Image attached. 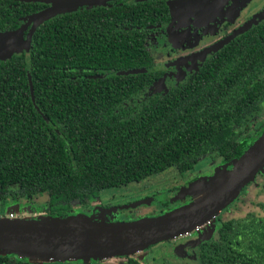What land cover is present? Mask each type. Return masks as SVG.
Wrapping results in <instances>:
<instances>
[{
	"label": "trees",
	"instance_id": "16d2710c",
	"mask_svg": "<svg viewBox=\"0 0 264 264\" xmlns=\"http://www.w3.org/2000/svg\"><path fill=\"white\" fill-rule=\"evenodd\" d=\"M112 1L50 17L28 51L0 60V200L45 195L30 218L73 215L75 203L86 208L104 189L171 168L183 174L206 156L229 163L264 130L242 137L264 107V20L193 81L146 96L153 64L145 29L163 4ZM45 5L0 0V32ZM253 204L263 214L224 223L219 239L201 246L203 264H264V203Z\"/></svg>",
	"mask_w": 264,
	"mask_h": 264
},
{
	"label": "water",
	"instance_id": "95a60500",
	"mask_svg": "<svg viewBox=\"0 0 264 264\" xmlns=\"http://www.w3.org/2000/svg\"><path fill=\"white\" fill-rule=\"evenodd\" d=\"M24 1H41L49 6L28 15L18 28L0 32V50L6 53L0 60H5L15 53L28 51L32 34L50 17L75 11L78 7L105 5L112 0ZM262 18L264 9L233 35ZM138 71L144 70H129L124 73ZM29 84L32 85L31 81ZM217 169L219 172L207 180L201 178L189 183L187 192L196 198L195 200L154 216L128 221L95 219L81 213L65 217L0 218V252L31 255L39 261L107 259L117 255L134 254L157 242L184 233L219 214L237 198L257 173H264V130L240 157L217 167L215 171ZM203 194L205 195L199 199ZM154 200L149 198L134 205L128 204L126 208H134Z\"/></svg>",
	"mask_w": 264,
	"mask_h": 264
},
{
	"label": "flooded vegetation",
	"instance_id": "af4514ba",
	"mask_svg": "<svg viewBox=\"0 0 264 264\" xmlns=\"http://www.w3.org/2000/svg\"><path fill=\"white\" fill-rule=\"evenodd\" d=\"M124 1L142 2V1H147V0H124ZM149 1H159L161 4H163V6L158 10H154L155 15L153 17L157 18L158 21L154 22L153 24L147 25L145 29L144 45L147 51L149 52L150 56L152 57L151 64H153V67L151 69L153 71L152 81L147 85L146 90L143 94V95L146 94V96L147 95L148 96H153V95L163 96V95L169 94L174 89L180 88L184 84L190 81H193L195 77L197 76V74L201 71L203 65L206 64V62L209 61L210 58H212L215 53L221 50L226 44L231 42L236 36L248 31L253 25H256L257 23H260L261 21L264 20V18H262L256 24L254 23L251 27L243 30L242 32H239L233 35V33L236 30L243 27L244 24L251 17V15H253V14L246 15L244 10L247 8L248 5H246L244 8H241L240 5H238L239 0H149ZM113 2L114 1H109L105 5H98V6H111ZM180 2L182 3V5L189 4V3H193V4L196 3L197 4L196 6H198L196 8L197 11L193 14L192 13H189L187 15L182 14L180 10V6H179ZM118 3H122V1L121 2L118 1ZM174 3H175V6L178 7L179 9L176 14L171 13L170 5H169V4H174ZM48 6L49 4L45 5L43 8L48 7ZM95 7H90V8H95ZM82 8H87V7L85 6L78 7L77 10L82 9ZM261 9H264V4L260 7V10ZM21 20L22 21H21L20 26L25 22V20L23 19ZM30 26L31 24L25 30L24 36L27 34ZM171 36L174 39L173 42H171L172 40ZM230 36L232 37L229 39ZM160 52L162 53L164 52V56H166V60L158 59V54ZM193 58H196V59L199 58L197 60V63L189 64ZM263 110H264V107H263ZM262 112L260 113V115L262 114ZM260 115L258 117H260ZM249 125L250 123L248 124V127ZM262 127H264V123L262 124L261 128ZM248 132H249V129L247 130V132L243 134L242 137H246L249 140L257 134L256 133V134L250 135ZM210 157L213 160V163L207 164L209 167L207 171L204 172V174L206 175L214 172L213 171L214 167L225 165L228 162V161H223L222 158L217 155H213ZM227 167L231 168V166H227ZM172 169H175V168H171L169 170H172ZM190 171L191 170L181 174L177 170L179 177H181L184 180V183L182 185H184L185 187L188 186L189 183H191L192 181L198 179L201 174L200 170L194 171V172H190ZM163 173H160V174H163ZM259 173H257L256 175H258ZM154 175H159V174H154ZM154 175H150V176H154ZM140 181H135V182H140ZM257 186H259V184H256V187ZM262 187L264 188V185H262ZM101 193L102 192H100V195ZM100 195L98 198L93 199L92 201L98 200L100 198ZM9 198H13V199L21 198L24 200H29V199H25L19 196H16V197L8 196L4 200V202H1L0 200V215L1 216H4L3 215L5 213L4 205L6 204ZM149 198H154L155 200L148 204H141L139 206H135L134 209L141 208L143 206H151L152 204L158 202L162 204V209L158 213L155 214L157 215L167 210H171L173 208L189 204L190 202L193 201L192 196H186V198H182L179 201H176L174 203L170 201V197H167L165 192H160L158 194L154 193L150 196L148 195V196L136 198L131 203L134 205L137 202H140V201H143ZM173 198H175V196ZM92 201H90L89 205L86 208L78 206V205L76 207L80 208V210L87 215L95 214V217L97 219H111V221L116 218H118L117 221H128V220H131L130 219L131 217L136 219L138 217L144 216V215L134 216L133 214L127 215V217L123 216L122 212L125 211L126 213V210H132L130 208H133V207L126 208V206L129 203H124V204L116 203L115 205H113L109 203V200H106L104 201L105 203L103 204L101 200L102 206L100 205L98 206L99 208H95L92 206ZM29 202H30V210H29L30 213L28 215L30 218L31 215H33L34 211L32 212V210L33 208H35V205H34L35 203L31 199L29 200ZM164 202H167V207L164 204ZM259 202H262V201H259ZM225 210L226 209L224 208L219 212V216L216 217L217 220L215 221V223L212 222L211 219H209L205 221L204 223L200 225H196L192 229L187 230L184 233H181L173 238H169V239L157 242L147 247L148 249L149 248L152 249L153 247L158 245V243L160 244L163 243V246L161 248L159 247V249H156V250L154 249L156 251L154 255L152 251L150 252L151 259H149L148 257L146 259L148 263L143 262L142 259H140L142 257L139 258L138 256L135 255V253L131 255H123L125 257V260L123 261V263L127 264L130 258H135L139 260L142 264H158V263L159 264H183V261L185 260V256L186 257L188 256V258H191L188 252H183V249H185L186 247H189L190 245L191 246L193 245L195 247V252H193L192 258L196 260L197 264H203L200 258L201 246L203 244H211L213 241H216L217 239H219L218 231L221 229L222 225L230 221V219L236 218V217L229 218L227 216H223L221 212L224 211V213H226ZM10 218H13V217H10ZM15 218H21V217H15ZM194 233L202 234L201 238L197 240V236H196L197 234H194ZM185 238H191V241L184 244ZM173 239L177 241L180 240L181 242H177L176 244H173L167 247L164 246L165 243H168L169 241ZM161 250L165 251L166 253H170L173 256L169 255L168 258H164L161 261H157L155 257ZM174 251H176V253L173 254ZM120 256L121 255H117L111 258H107V259H113L115 257L119 258ZM171 257H175V258L172 259ZM107 259H97V260L88 259L86 261L84 260H62V261L61 260H50V261H39V260L37 261L36 260L34 261L24 255L17 254L15 252H0V264H16L17 262H21L22 264H84V263L96 264V261L107 260Z\"/></svg>",
	"mask_w": 264,
	"mask_h": 264
},
{
	"label": "rangeland",
	"instance_id": "374dc122",
	"mask_svg": "<svg viewBox=\"0 0 264 264\" xmlns=\"http://www.w3.org/2000/svg\"><path fill=\"white\" fill-rule=\"evenodd\" d=\"M238 3H239L238 5H240L241 8H244L246 5H248L244 11H245L246 15L253 14L250 17V18H252L254 16H257L263 10V9L260 10V7L264 4V0H239ZM169 5H170L171 13L176 14L179 9H178V7L175 6V3L169 4ZM196 5H197L196 3L195 4L189 3V4H185V5H182L181 2L179 3L180 10H181L182 14H184V15H187L189 13H192V14L195 13L197 11L196 8L198 7ZM256 23L257 22H255V24ZM252 25L253 24H251V26ZM171 39H172L171 42H173L174 39L172 36H171ZM5 54L6 53L1 49L0 50V58L3 57ZM158 59L159 60H161V59L166 60V56H164V52L163 53L160 52L158 54ZM198 59L193 58L189 64L197 63ZM263 123H264V110H263L262 114L260 115V117L250 121L248 133L250 135L258 133L260 131L259 128H261ZM209 163H213V160L211 159L210 156H207V157L199 160L190 172L200 170L201 174H200L198 179L202 178V179L207 180L212 175H214L216 172H219L218 169L215 171V169L217 168V166H216L213 168L214 172L209 173L208 175L204 174V172H206L208 167H209L207 165ZM218 167H222V166H218ZM183 183H184V180L181 177H179L177 170L172 169V170H169L163 174L147 177L146 179H144L140 182L134 181V182H130L129 184H127L125 186L123 185V186L111 187V188L104 189L101 191L102 193L100 195V198L96 201H92V206L95 208H99L98 206L101 205V200H102L103 204L105 203L104 201H106V200H109V203L113 204V205H115L116 203L132 204L131 202H133V200H135L136 198H140V197H144V196H148V195L150 196L154 193L158 194L160 192H165L167 197H170V201L175 203L176 201H179L182 198H186V196H191L187 192L188 187L187 186L185 187L184 185H182ZM256 184H259V186L256 187ZM262 185H264V173L260 172L258 175H255V178L249 183V185H246L243 188V190L239 193L237 198L232 203H230L229 205H227L225 207L226 213H224V211L221 212L223 214V216H227L229 218L240 217V216L247 214L248 212H254L258 215H262L263 214L262 210L259 207H257L256 204H253V202H255V201L264 202V188L262 187ZM176 190H177V192H176ZM204 195L205 194L201 195L199 197V199L201 197H203ZM174 196H175V198H173ZM177 197H180V198H177ZM45 198H46L45 195L39 196V197L34 199V202L36 203V202L45 201ZM195 199L193 198V200H195ZM75 206H77L76 203H75ZM130 209H132V210H126V213H125V211L122 212V215L127 217V215H130V214H133L134 216H139V215H148L151 213H158L162 209V204L157 202V203L152 204L151 206H143V207L137 208V209H134V208H130ZM29 210H30L29 200H24L21 198H19V199L18 198L17 199L9 198L6 202V204L4 205V212H5L3 214L4 216L0 215V218H4V217H7V218H10V217H13V218H15V217L29 218V215H28L30 213ZM77 213L87 215L84 212H82L80 210V208L75 207L74 214H77ZM88 216H91V217H94L95 219H97L95 217V214L88 215ZM217 216H219V214L212 217L211 221L215 223V221L217 220L216 219ZM194 234H197L196 235L197 240H199V238H201L202 234H198V233H194ZM189 241H191V238H185L184 244L188 243ZM177 242H181V241L180 240L177 241V240L173 239V240L169 241L168 243H165L164 246L167 247V246L176 244ZM162 246H163V243L162 244L158 243V245H156L152 249L145 248L143 250L135 252V255L138 256L139 258L142 257L140 259H142L143 262L148 263V261L146 259H147V257L149 259H151L150 252L152 251L153 255H154L156 252L155 250L159 249V247L161 248ZM145 252H146V254H145ZM183 252H188L191 256V258H188V256L187 257L185 256V260L183 261V264H197L196 260H194L192 258L193 252H195V247L193 245L192 246L190 245L189 247H186L185 249H183ZM165 253H166L165 251L161 250L157 254V256L155 257V259L157 261H161L164 258H168L169 255L173 256L170 253H166V255H165ZM174 253H176V251H174L173 254ZM24 256L30 258L31 260H34V261L37 260L38 261L37 258H35L31 255H24ZM171 258L174 259L175 257H171ZM124 260H125V257L123 255H121L119 258L115 257L113 259L96 261V264H124L123 263ZM170 262H172V261H170ZM84 264H86V263H84Z\"/></svg>",
	"mask_w": 264,
	"mask_h": 264
}]
</instances>
